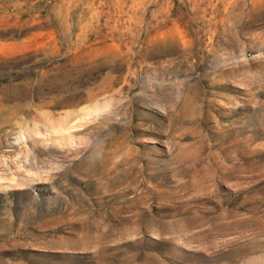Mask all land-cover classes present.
<instances>
[{
	"label": "rangeland",
	"instance_id": "374dc122",
	"mask_svg": "<svg viewBox=\"0 0 264 264\" xmlns=\"http://www.w3.org/2000/svg\"><path fill=\"white\" fill-rule=\"evenodd\" d=\"M0 137V264H264V0H0Z\"/></svg>",
	"mask_w": 264,
	"mask_h": 264
},
{
	"label": "bare ground",
	"instance_id": "6f19581e",
	"mask_svg": "<svg viewBox=\"0 0 264 264\" xmlns=\"http://www.w3.org/2000/svg\"><path fill=\"white\" fill-rule=\"evenodd\" d=\"M1 138V137H0ZM2 141V140H1Z\"/></svg>",
	"mask_w": 264,
	"mask_h": 264
}]
</instances>
